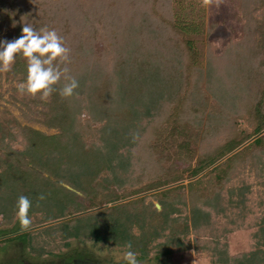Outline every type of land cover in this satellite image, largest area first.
I'll return each instance as SVG.
<instances>
[{"label":"rangeland","instance_id":"374dc122","mask_svg":"<svg viewBox=\"0 0 264 264\" xmlns=\"http://www.w3.org/2000/svg\"><path fill=\"white\" fill-rule=\"evenodd\" d=\"M35 1L21 7V0H15L19 5L15 11L10 2L4 3L0 13L6 11L8 16L0 14V42L17 39L18 25L30 23L37 29H56L69 48L82 40L98 56L104 49L111 51L106 46L110 36L101 32L91 31L85 44L87 19L57 18L54 10L60 7V0ZM177 1L172 0L173 7ZM183 1L185 7L192 6L204 14L203 34L192 37L201 67L207 59V45L217 56H223L228 47L234 50V66L224 82L212 79L215 84L221 83L224 92L214 98L207 91L201 93L202 86L196 82L185 85V75L179 69L183 53L177 50L176 41L170 40L173 36L152 18L148 22L144 21L146 17L140 20L128 33L123 47L113 42V50L120 53L118 64L115 59L112 66L116 95L103 103L111 115H117L92 121L96 127L113 124L110 131L120 133L115 142L125 145V152L133 153L134 161L126 163L123 155L107 166L110 170H100L98 182H103V187L96 195L83 187L87 181L80 178L91 174L94 167L98 170L96 163L89 164V169H80L78 163L74 167L79 169L64 170L67 176L62 180L40 172L51 184L76 194L70 204L53 196L55 191L63 195L60 190L30 186L26 179L25 195L24 189L0 183V215L6 212L12 217L11 208L24 195L34 199L30 198V228L68 218L9 236L15 228H21L16 216L14 226L0 231V238L9 236L0 240V264H19L21 258L43 263L44 255L55 252L78 253L96 264H127L129 242L138 264H264V146L254 147L252 143L257 135H264V128L225 155L220 151L233 131L245 125L253 129L249 117H254L253 109L260 99L264 102V0H222L219 7L214 2L205 6L203 0ZM143 65H147L148 72H143ZM123 67L138 72L136 76L126 73L123 82L119 76ZM20 78L12 70L0 72V118L10 121L11 126L18 122L47 135L58 134L57 127L46 124L50 119L47 116L55 112L40 103L38 96L21 95L17 90ZM228 86L231 90L225 91ZM98 95V90L87 89L86 94L74 96H79V119L100 111L102 99L98 100ZM65 99L69 107L74 102L72 97ZM243 100L248 102L247 108ZM173 111L180 114L178 127L186 145L183 158H177V147L171 141L162 153L150 150L154 158L149 157L151 161L145 166L142 162L148 154L141 140L153 127L163 125V116ZM262 114L264 117V104ZM10 147L22 148L16 141L12 145L4 142L0 158ZM208 157L217 159L192 177L191 170ZM215 166L217 170H212ZM91 182L96 183L90 177ZM142 184H152V189L137 190ZM32 187L36 192L27 194ZM41 194L43 200L38 199ZM66 210L72 212L71 216H65Z\"/></svg>","mask_w":264,"mask_h":264},{"label":"trees","instance_id":"16d2710c","mask_svg":"<svg viewBox=\"0 0 264 264\" xmlns=\"http://www.w3.org/2000/svg\"><path fill=\"white\" fill-rule=\"evenodd\" d=\"M7 2H10L14 11L19 6L15 3V0H0V9L4 3ZM34 2L36 1L21 0L23 5L21 7H28ZM182 3H184L183 0H178L176 7H173L172 0H60V7L54 10L57 13V18L68 16L67 18L72 20H88L89 28L87 29L89 31L88 35H85L86 45L89 41V34H91V31L97 33L101 32V34L106 36L109 35V38H111V42L106 43V46H109L111 51L104 49L103 51L105 52L99 56L89 47L84 46L82 40L79 44L74 42L70 48V63L67 65L70 69V75L74 74L71 76L79 82V88L76 90V93L81 96L86 94L87 89L98 90L100 94V96L98 95V100H100L99 98L102 99L100 100L102 108L99 109L100 111L86 116V118L79 119L78 117L82 112L78 110L79 96L77 98H74L75 95L72 97L74 102L71 103L69 107L67 99L61 97L59 94V88L62 87L64 83L62 80L61 84L57 85V91L53 93L47 102L41 100L38 96V101H40V103L44 104L52 112H55V114L50 113L47 116L50 117V119L46 121V124L49 127H57L59 130L58 134L47 135L31 127L22 126L18 122H16L14 126H11L10 121L0 118V148L3 147L4 142L8 145L11 142L12 145V143L16 141L22 146L19 150L10 147L11 150L7 151L3 154V157L0 158V183L7 187L17 186L24 189V195L26 184H30V186L38 184L39 188L43 190L47 188H53L57 191L60 190L63 195L55 191L53 196H59L58 198L62 197L64 198V204H70L73 198L77 197L76 194L65 187L51 184L47 179L48 177L40 174V172L45 171L49 176L62 180L67 176L64 175V170H68L69 168V170H72V168L73 170L79 169L78 167L75 168L78 163H81L80 169H89L91 164L96 163L97 166L100 167L98 170L94 167L93 171L90 172L91 174L88 172L86 177H80L83 178L85 182L87 181V184H84L83 187L85 186V188L90 189L92 195H96L99 189L103 187V182L101 184L98 182V173L100 170L103 168L109 169L107 166L110 165L114 159L120 160L123 155L126 156V163L134 161L133 153H126L124 150L125 145L115 142L120 133L118 130L115 132L110 131V128L113 130V124L109 126V123H107V125L96 127L92 125V121L94 119H108L109 117L117 115L116 113L111 115L106 105L103 103L106 100L112 101L113 95H116V88L113 90L114 72L112 71V66L115 64L113 62L115 59L117 60L116 64H118L120 53L117 49L113 50V42L116 40V45L120 46V48L123 47L125 38H128V33L136 28V24H138L140 20L142 21L144 17L147 18V20H144L147 22L149 18H152V20L154 19L161 27L167 30V33L173 36L170 40L176 41L177 50L183 53V63L179 69H181V73L185 75L184 84L192 86L191 84L196 82L197 86H202L201 93L207 91L214 98L220 96V92L223 91L221 87H219L221 83L218 82L215 84L212 79L218 78L219 81L222 83L224 82L226 79H224V76L228 75L231 66H234V63H232L233 60L231 59V55H235L234 50L230 51L229 49L231 47H228L223 56H217L211 50V45H207V59L205 66L201 67L198 63L199 60H197L198 55H196L198 49L195 47L192 37H199L203 34L204 14L201 13V11H197V9L192 6L185 7ZM158 4L162 5L164 8H159ZM3 13L4 16H8L6 11H2L0 14L2 15ZM89 17L91 18L89 19ZM22 28L21 24L17 27V34L19 37L22 35ZM114 51L116 53H114ZM111 52L112 54H110ZM97 59H99V61ZM63 66L64 65H62V67ZM142 67H144L143 72L149 71L147 65H143ZM11 70L13 75L20 76V80L25 82L27 79V60L22 55H17ZM137 72L138 69L129 71L127 68H124V70L120 69L119 76L123 81L126 73L136 76L135 74H137ZM115 73L117 74V71ZM230 76L232 82L233 77L232 75ZM119 79L118 77V80ZM230 90L231 88L228 86L225 91ZM263 104L264 102L260 99L257 105L254 106V117H252V119L249 117L248 122H254L252 130H249L247 125L244 127L241 126L239 129L232 132L229 139L224 140L222 149L220 150L223 155L230 152L231 149L233 150L234 147H238L247 142L263 130ZM242 105H246L247 108L248 102L243 100ZM163 117L164 124L153 127L148 133H145L144 138L141 140V146L143 147V145L146 144V152L148 154L146 155L147 157L144 156L145 159L142 162L145 166H147V162L150 158H154L152 154H150V150L160 151L162 153L171 141H174L172 143H175L177 147V153L175 154L177 158H183L185 154L186 145L183 143L185 141L183 140L181 132H179L180 127H178L180 125L178 121L180 114L173 111L171 114L169 112L167 116ZM66 119L68 121H66ZM177 121L178 125H176ZM135 141L137 143V139ZM263 141L264 135H261L254 138L252 143L254 147H263ZM119 147L123 149L121 152L117 150ZM216 159L217 158L213 159L208 157L205 163H200L197 168L191 170V176H196L202 168L214 164ZM116 164L120 165L119 162H116ZM59 170H61L60 173H55ZM212 170H217V167L215 166ZM73 177L75 176L73 175ZM90 177L93 178L96 183H90ZM23 180L26 181V184ZM151 186L152 184H142L137 190H150L152 189ZM32 190H34L33 187L27 191V194L28 192H31L30 194L36 192ZM29 198L34 200L33 197ZM11 209H13L12 211L14 212L12 217H7L6 212L0 215V231L3 228L7 229L15 225L13 221L17 216L15 213V211H17V205H14ZM71 214L72 212L70 213L68 210L65 211V216H71ZM20 229L21 228H15L13 234ZM27 234L30 235L29 233ZM29 242H31V240H29Z\"/></svg>","mask_w":264,"mask_h":264},{"label":"clouds","instance_id":"9594fccd","mask_svg":"<svg viewBox=\"0 0 264 264\" xmlns=\"http://www.w3.org/2000/svg\"><path fill=\"white\" fill-rule=\"evenodd\" d=\"M203 2L205 6L214 2L215 6L219 7L222 0ZM17 55H22L27 60V79L17 85L21 95L39 96L41 100L47 101L57 91V85H60L62 80L64 83L59 88L61 97L71 98L77 94L79 82L70 75V69L67 67L71 49L56 29H37L30 23H24L19 38L0 42V72L11 71ZM44 198L43 194L38 197L39 200ZM32 206V201L27 196L18 197L16 215L22 230H28L32 224ZM126 247L129 249L125 254L127 264H138L137 254L132 251L131 242Z\"/></svg>","mask_w":264,"mask_h":264},{"label":"flooded vegetation","instance_id":"af4514ba","mask_svg":"<svg viewBox=\"0 0 264 264\" xmlns=\"http://www.w3.org/2000/svg\"><path fill=\"white\" fill-rule=\"evenodd\" d=\"M21 230L22 229H20L19 231H21ZM19 231H17V232H19ZM43 259H44V262L38 263V264H66V263L73 264L75 262V260H84L86 262L96 264L95 261L91 260L90 258H88L84 255L78 254V253L62 254L59 252H55L53 255H44ZM19 264H34V263L30 262L29 260H27L25 258H21Z\"/></svg>","mask_w":264,"mask_h":264},{"label":"water","instance_id":"95a60500","mask_svg":"<svg viewBox=\"0 0 264 264\" xmlns=\"http://www.w3.org/2000/svg\"><path fill=\"white\" fill-rule=\"evenodd\" d=\"M260 135V134H259ZM259 135H257L256 137H258ZM255 137V138H256ZM79 214L75 215V216H78ZM68 218H64V219H61V220H56V221H51V222H48V223H45V224H42V225H39V226H36V227H33V228H29L28 230H21L19 232H16L15 234H12V235H9V236H13V235H18V234H21V233H25V232H29V231H33V230H36V229H39V228H43V227H47L49 225H53L55 223H58L60 221H63V220H66ZM7 236V237H9ZM7 237H1V239H4V238H7ZM66 264H71V263H66ZM73 264H92V263H89V262H86L84 260H75V262Z\"/></svg>","mask_w":264,"mask_h":264}]
</instances>
